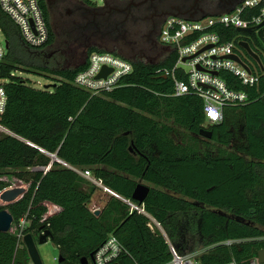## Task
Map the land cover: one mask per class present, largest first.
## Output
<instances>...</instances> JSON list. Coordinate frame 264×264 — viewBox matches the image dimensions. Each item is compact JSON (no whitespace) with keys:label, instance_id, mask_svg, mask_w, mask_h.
<instances>
[{"label":"trees","instance_id":"trees-1","mask_svg":"<svg viewBox=\"0 0 264 264\" xmlns=\"http://www.w3.org/2000/svg\"><path fill=\"white\" fill-rule=\"evenodd\" d=\"M39 3L49 38L37 50L50 45L54 36L47 2ZM0 27L8 42L0 76L7 103L0 122L10 132L0 133V171L16 169L12 176L28 184L7 208L14 222L27 214L31 224L25 232L33 238L45 229L52 232L51 240L63 257L60 264H81L82 257L93 264L90 254L111 234L124 251L108 264H166L172 256L161 232L122 200L112 196L98 214L92 212L96 187L44 152L90 170L126 199H131L139 179L151 183L142 205L180 254L205 248L197 257L200 264H264L258 263V252L264 249V77L249 87L233 73L221 71L220 77L230 88L245 91L247 100L226 107L220 123L207 124L196 94L173 95V80L164 74L176 62L173 51L153 62L91 46L84 62L51 69L30 61L28 52L36 48L23 42L19 28L1 8ZM216 30L222 40L241 39L234 28ZM125 36L126 45L133 47L141 38ZM93 52H111L131 62L132 72L120 80V87L93 95L73 84ZM29 67L51 74L54 82L48 88L31 86L16 74ZM162 119L196 134L209 129L212 141L233 150L219 149L212 155L199 150L196 139L186 146L177 144L174 128ZM8 186L0 180V192ZM45 201L62 209L40 222ZM222 210L231 216L221 215ZM196 238L201 242L197 247ZM28 259L15 235L0 232V264H25Z\"/></svg>","mask_w":264,"mask_h":264},{"label":"built area","instance_id":"built-area-1","mask_svg":"<svg viewBox=\"0 0 264 264\" xmlns=\"http://www.w3.org/2000/svg\"><path fill=\"white\" fill-rule=\"evenodd\" d=\"M0 8L17 25L21 38L26 45L37 49L48 41L49 28L39 0H0ZM218 27L236 30L249 28L251 31L237 30L241 37L239 41H236L235 37L222 40L218 30H216ZM240 41H246L254 46L256 50L249 44L253 52L257 54L258 60L251 57L240 46ZM256 41H259L260 44H257ZM158 42L167 49V53L173 51L177 57L174 66L164 71L165 76L170 75L173 80V95L196 94L202 100L206 123H220L223 120L226 107L243 104L247 100V93L230 88L220 77V72L233 73L242 84L249 87L257 86L260 79L264 77V0H242L224 12L195 18L169 15L160 25ZM6 50L4 34L0 27V76L2 73L1 63ZM228 55L237 56L239 61L227 58ZM103 67L111 69V72L104 78H97ZM131 72L132 64L127 59L111 52H93L89 55L87 67L75 76L73 84L93 95H98L120 87V80ZM215 72L217 74H214ZM3 84L4 81L0 77V119L5 112L7 103ZM0 130L10 133L1 122ZM44 153L47 154V152ZM52 155H49L51 159ZM56 160L88 180L96 188L122 200L130 210H136L145 215L149 219V227L158 229L167 241L172 258L166 264H200L195 253L180 254L176 250L168 240L160 223L145 211L143 205H138L131 199L121 197L105 186L101 179L95 177L90 170L68 165L59 158ZM44 204L46 205V212L41 217L40 222L46 221L62 209L60 205L51 201H45ZM90 209L94 212L100 208L95 206ZM30 224L31 220L28 219L27 214L23 215L17 222L13 220L8 232L16 236L18 247H25L24 237L28 234L25 229ZM43 232L44 230L41 234ZM231 242L227 241L228 244ZM123 251L124 248L119 240L111 234L94 252L91 262L93 264L111 263ZM28 258L25 264H35L29 256ZM224 264L239 263L236 260H231Z\"/></svg>","mask_w":264,"mask_h":264},{"label":"rangeland","instance_id":"rangeland-1","mask_svg":"<svg viewBox=\"0 0 264 264\" xmlns=\"http://www.w3.org/2000/svg\"><path fill=\"white\" fill-rule=\"evenodd\" d=\"M97 4L99 7L103 6L106 1L108 5H111V0H87ZM51 2V3H50ZM48 3L50 11V22L53 30V42L41 50H33L28 52V57L30 61L35 64H41L47 66L51 69H61V68H73L78 64L86 60L87 50L91 46H97L108 51L116 50L120 54L125 55L133 59H141L143 61H153L157 62L163 59L167 54V49L161 44L152 41H144L146 36H141L140 30L143 29V23H133V21H125L119 26V29H108L100 18H92L85 12L83 6L86 5V0H50ZM113 5V4H112ZM111 5V6H112ZM101 11V10H97ZM100 21V22H99ZM123 24H126L123 26ZM88 25H92L93 29L90 30ZM138 31L140 34L135 36V32ZM129 34V37L137 39V36L141 37L139 43L136 47L131 44L125 43L124 36ZM126 37V36H125ZM153 39V37H151ZM132 47L130 51L129 48ZM21 68H25L21 66ZM30 71L19 70L16 74L21 75L23 78L28 80V83L36 88H43L45 85L52 84L54 81L51 74L50 77L46 76L45 72L35 71L33 67H29ZM55 79V78H54ZM174 128L172 138L180 145L186 146L192 144L196 139L197 146L202 152L210 151L212 155H217L219 149L233 150L230 147H223L217 142L211 139H206L204 136L188 131L182 126L174 124L172 120H161ZM5 131L0 130V133ZM33 170V169H29ZM16 169H4L0 171V180L8 183V187H18L22 186L25 189L28 188V184L22 182L16 177L12 176V173ZM1 193V192H0ZM94 200L92 197V202L90 208L96 206L94 202L100 200L101 203L105 204L109 199L105 191L96 188L94 193ZM9 203L4 202L0 198V207L3 209H8L7 205ZM98 207V206H96ZM9 210V209H8ZM36 247L43 264H59L58 257L60 251L58 246L48 239L45 243L40 244L38 238L34 237ZM201 243V242H200ZM198 245H201V244ZM194 244V246H198ZM205 248L196 249L193 251L196 257Z\"/></svg>","mask_w":264,"mask_h":264},{"label":"flooded vegetation","instance_id":"flooded-vegetation-1","mask_svg":"<svg viewBox=\"0 0 264 264\" xmlns=\"http://www.w3.org/2000/svg\"><path fill=\"white\" fill-rule=\"evenodd\" d=\"M240 1L242 0H111L112 6L106 2L100 7L97 4H92L91 6L84 5L83 8L92 18L98 17L101 21L103 20L102 22L108 29L110 27L112 30L119 29V26L125 21L143 23L144 26L142 27L146 31L140 30L141 36H146L148 41L157 42L160 45L158 33L162 21L167 16L177 15L183 18H195L220 13L233 8ZM46 2L48 5L50 0H46ZM140 32L136 31L135 34H140ZM138 183L149 186L150 189L153 187L151 183L142 179H139ZM222 211L226 214L224 216H231V213ZM196 242L200 243L198 238L195 239L194 243L197 244Z\"/></svg>","mask_w":264,"mask_h":264},{"label":"water","instance_id":"water-1","mask_svg":"<svg viewBox=\"0 0 264 264\" xmlns=\"http://www.w3.org/2000/svg\"><path fill=\"white\" fill-rule=\"evenodd\" d=\"M106 4V2H105ZM238 31H243V32H250L251 29H237ZM240 46L244 48L247 53L253 57L254 59L258 60V56L256 53L253 52V50L250 48L249 44L246 41H240ZM5 46L8 48V42L5 40ZM227 58H232L234 60L239 61L238 57L235 55H228ZM185 60V59H184ZM111 72V69L107 67H103L100 71V73L97 75V78H104L107 76V74ZM214 74H217L215 72ZM45 88H48V85H46ZM199 135L204 136L206 139H211L212 138V131L206 128H202L198 132ZM49 156V155H48ZM51 157V156H49ZM56 154L52 155V160H56ZM57 161V160H56ZM26 189L22 186L18 187H7L4 190L1 191L0 193V198L2 201L7 202V203H12L18 200L20 196H22L25 193ZM150 191V187L146 186L142 183H138L132 193L131 199L136 201L138 205H142L144 203V200L146 196L148 195ZM100 212L99 209L94 211L95 214H98ZM222 215H226L224 211H220ZM14 218L10 211L8 209H1L0 210V232H8L11 229V224L13 222ZM52 238V232L49 229H45L44 232L38 237V242L40 244L45 243L48 239ZM24 244L28 253V256L31 258V260L35 264H42L41 258L39 256L36 243L34 238L32 237L31 234H26L24 237ZM94 253L90 254V259H93ZM58 262L61 263L63 262V257L59 255L58 257ZM89 260L87 257H82L81 258V264H88ZM258 263H264V249L260 250L258 252Z\"/></svg>","mask_w":264,"mask_h":264},{"label":"crops","instance_id":"crops-1","mask_svg":"<svg viewBox=\"0 0 264 264\" xmlns=\"http://www.w3.org/2000/svg\"><path fill=\"white\" fill-rule=\"evenodd\" d=\"M95 195V194H94ZM94 195H93V200L95 199L94 198ZM95 204H96V206H98V208H100L99 210H101L102 209V207L105 205V204H103V203H101V201L98 199V200H96V202H94Z\"/></svg>","mask_w":264,"mask_h":264},{"label":"bare ground","instance_id":"bare-ground-1","mask_svg":"<svg viewBox=\"0 0 264 264\" xmlns=\"http://www.w3.org/2000/svg\"><path fill=\"white\" fill-rule=\"evenodd\" d=\"M48 155H50L49 153H47Z\"/></svg>","mask_w":264,"mask_h":264}]
</instances>
